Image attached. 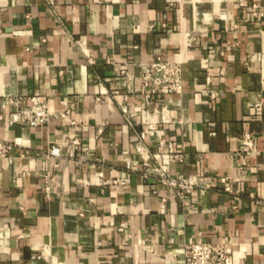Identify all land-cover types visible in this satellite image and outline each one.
Here are the masks:
<instances>
[{
	"label": "crops",
	"instance_id": "0c3cea01",
	"mask_svg": "<svg viewBox=\"0 0 264 264\" xmlns=\"http://www.w3.org/2000/svg\"><path fill=\"white\" fill-rule=\"evenodd\" d=\"M55 5L0 0V264H183L191 243L264 264V17L248 11L264 0ZM157 59L180 63V94H139V64ZM25 96L67 120L11 125L9 99ZM245 133L254 147L239 184ZM54 145L62 158L43 155ZM159 173L226 177L231 192L172 190Z\"/></svg>",
	"mask_w": 264,
	"mask_h": 264
},
{
	"label": "built area",
	"instance_id": "2783aa9c",
	"mask_svg": "<svg viewBox=\"0 0 264 264\" xmlns=\"http://www.w3.org/2000/svg\"><path fill=\"white\" fill-rule=\"evenodd\" d=\"M46 6L50 9L55 8V0H44ZM249 13L264 17V9L257 10V6H252ZM1 39V34H0ZM140 68V89L139 94L146 98L156 96H168L180 94L182 92V67L178 62H164L160 59L139 64ZM121 75L125 77L128 86L133 83V76L127 70H121ZM11 112L9 114V123L11 125L25 124L31 128H38L47 125L51 121L67 120L69 111L53 112L48 103V99L44 96H25L9 99ZM139 139H145V134H140ZM77 140H73L71 145H77ZM241 161L237 166L239 172L236 182L242 184L247 181V169L254 147V139L250 133H245L240 139ZM9 146L0 142V157H6L9 153ZM163 148L174 156L172 144L159 143V151ZM64 148L59 145L51 146L44 156L48 158H62L65 154ZM137 150L141 152L142 146H137ZM148 175V172H146ZM160 183L172 190H181L188 188H197L200 190L214 189L219 185L225 192H231L226 186L228 178L223 177L216 183L211 178L198 176H170L166 173L157 174ZM44 191L47 195L50 189V181L45 177ZM115 184H122L120 181H114ZM232 254V247L228 243H191L184 246L183 264H227Z\"/></svg>",
	"mask_w": 264,
	"mask_h": 264
},
{
	"label": "rangeland",
	"instance_id": "374dc122",
	"mask_svg": "<svg viewBox=\"0 0 264 264\" xmlns=\"http://www.w3.org/2000/svg\"><path fill=\"white\" fill-rule=\"evenodd\" d=\"M257 64V68L261 77V82L264 83V42L260 43V52Z\"/></svg>",
	"mask_w": 264,
	"mask_h": 264
}]
</instances>
